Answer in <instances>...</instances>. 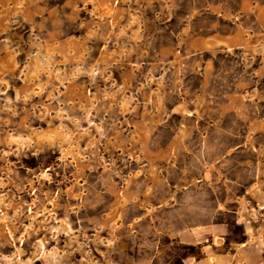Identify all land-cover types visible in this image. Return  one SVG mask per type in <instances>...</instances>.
Wrapping results in <instances>:
<instances>
[{"label": "rangeland", "instance_id": "obj_1", "mask_svg": "<svg viewBox=\"0 0 264 264\" xmlns=\"http://www.w3.org/2000/svg\"><path fill=\"white\" fill-rule=\"evenodd\" d=\"M0 264H264V0H0Z\"/></svg>", "mask_w": 264, "mask_h": 264}]
</instances>
